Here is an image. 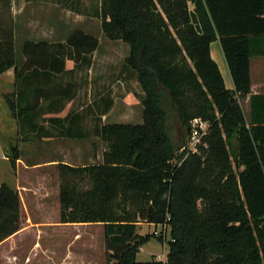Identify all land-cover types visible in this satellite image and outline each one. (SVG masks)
<instances>
[{
  "label": "trees",
  "instance_id": "16d2710c",
  "mask_svg": "<svg viewBox=\"0 0 264 264\" xmlns=\"http://www.w3.org/2000/svg\"><path fill=\"white\" fill-rule=\"evenodd\" d=\"M95 2L93 16H103L107 6L108 31L131 46L126 64L144 91L148 121L104 123L97 117L85 127L74 110L48 118L58 135L82 139L91 132L107 147L102 163L62 165L61 222L105 224L107 264H162L137 261L149 240L136 233L140 221L171 226L166 264H264V111L248 124L240 104L251 92L253 44L264 42V0ZM10 4L0 0L4 10ZM3 20L0 14V73L13 68L17 84L6 102L27 138L48 134L50 127L38 122L45 111L41 100L56 111L55 98H74L78 90L73 83L50 86L51 80L65 74L68 59L72 72L90 68L99 39L78 29L64 43L28 40L19 66L13 24ZM217 39L235 90L226 87L211 56ZM102 99V111L109 110L113 102ZM252 99L260 103L264 96ZM169 103L189 135L194 118L211 124L205 145L186 158L167 131ZM10 151L14 164L22 155L16 145ZM20 203L19 191L2 183L0 242L21 229Z\"/></svg>",
  "mask_w": 264,
  "mask_h": 264
},
{
  "label": "rangeland",
  "instance_id": "374dc122",
  "mask_svg": "<svg viewBox=\"0 0 264 264\" xmlns=\"http://www.w3.org/2000/svg\"><path fill=\"white\" fill-rule=\"evenodd\" d=\"M69 2L77 6L82 13L73 10L67 0H11L8 9L4 10L0 7L4 23L13 24V41L18 65L21 66L25 60L22 48L24 42L33 40L64 43L74 30L83 29L95 35L99 39V45L92 54L90 71L85 66L76 70V74L72 76L67 74L68 76L65 75L61 78L63 81L72 80L77 84L78 94L72 110H78L81 114H85L87 109L90 110V107L92 109L104 107L106 101L102 98H105L113 102L107 121H122L132 124L147 122L148 117L145 115L143 103L144 91L137 76L128 69V64H126L131 53V46L119 37L114 38L108 31L106 24L111 20V14L107 11L108 7L105 6L103 16L95 17L93 16L95 0H70ZM68 65L74 66L71 61L68 62ZM16 89L14 69L11 68L5 73H0V140L2 142H0V185L2 183L10 184V182L13 184L15 180L13 175L17 172L16 162L9 165V161L4 160L2 146H5L7 153L11 152L13 145H16L22 155L21 159L27 166L28 160L37 162L49 158L40 153L39 142L31 143L36 140L27 142L26 132H23L11 114L6 96L16 92ZM89 90L92 91L89 93ZM127 94H130L129 100L124 99ZM166 111L168 134H170L175 149L180 150V146L188 144L190 135L181 117L170 103L167 105ZM89 124L85 121V127ZM210 125L209 123L208 134L211 131ZM87 143L85 140L66 141L63 146L73 151L80 150L78 155L82 159L77 160L78 163L75 164H85L91 161L89 158L93 154L87 152L89 150ZM235 143L233 140L230 144L231 149ZM55 181L58 182L57 177H55ZM155 231L158 232V235L154 234ZM136 233L139 236H149V240L141 246L137 254V261H161L162 264H166L170 243L173 241L171 226L140 221Z\"/></svg>",
  "mask_w": 264,
  "mask_h": 264
},
{
  "label": "crops",
  "instance_id": "0c3cea01",
  "mask_svg": "<svg viewBox=\"0 0 264 264\" xmlns=\"http://www.w3.org/2000/svg\"><path fill=\"white\" fill-rule=\"evenodd\" d=\"M210 44L211 56L219 66L226 87L230 90H235L234 80L231 77L230 69L223 53L222 43L217 39ZM250 60L251 92L240 98V104L248 124L253 120L254 114H257L258 119L264 111V101L254 103L252 99L253 96H264V42H254ZM69 61L74 65V62L68 59L66 61L65 74L54 77L50 82V86L57 83L58 85L69 86L73 83L77 90L75 82L61 79L62 76L76 74V72H72L75 65L69 66ZM91 68H88V71ZM91 91L89 90V93ZM77 94L76 96L73 95L75 96L74 98L65 97L61 102L55 98V106L58 107L56 111H47L46 108L50 101L41 100V105L45 108V111L38 118V122L44 125L46 129L50 127L48 129L50 133H43L36 138H27V142L30 143L31 140H36L31 143L39 142L40 153L49 158L37 162L28 160V166L21 159L22 156L16 161L17 172L13 175L15 180L13 184L10 182L8 185L20 193L21 224L23 223V225L15 234L0 242V264H107L105 259L107 252L105 224L97 222H61L62 165L85 167L102 163L104 160L103 152L107 148L100 136L93 135L91 132L84 138L77 139L58 135L56 129L50 126L52 123L48 118L54 116L66 117L73 109ZM129 95L127 94L124 99L129 100ZM105 106L107 105L105 104ZM105 106L101 107L100 111L98 109L96 111L93 108V110L85 112L82 122L91 123L97 117H100L104 123H128L107 121L112 107L107 111H102ZM76 111L78 112V110ZM76 140L88 142L89 150L87 152L93 153L89 158L91 159L89 163L75 164L78 163L77 160L82 159L78 155L81 151H73L63 146L66 141ZM2 147L4 160L9 161V165H13L6 155L5 146ZM82 153L84 152L82 151ZM75 154L77 155L74 156ZM22 172L29 174L24 175ZM55 177L58 178V182L55 181ZM85 185L87 186L88 184Z\"/></svg>",
  "mask_w": 264,
  "mask_h": 264
},
{
  "label": "built area",
  "instance_id": "2783aa9c",
  "mask_svg": "<svg viewBox=\"0 0 264 264\" xmlns=\"http://www.w3.org/2000/svg\"><path fill=\"white\" fill-rule=\"evenodd\" d=\"M208 122L204 121L202 118H194L191 121V130H190V136L188 140V144L185 146H182L180 148L181 151H187V154L185 155V158L191 153V152H197L198 147L200 145H205L204 138L208 134ZM167 225V224H165ZM155 235H158V232L155 231Z\"/></svg>",
  "mask_w": 264,
  "mask_h": 264
}]
</instances>
